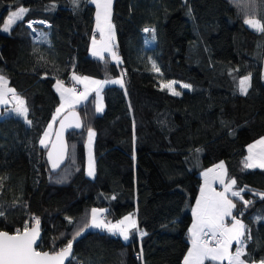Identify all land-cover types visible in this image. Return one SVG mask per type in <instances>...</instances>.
I'll list each match as a JSON object with an SVG mask.
<instances>
[{"label": "trees", "instance_id": "16d2710c", "mask_svg": "<svg viewBox=\"0 0 264 264\" xmlns=\"http://www.w3.org/2000/svg\"><path fill=\"white\" fill-rule=\"evenodd\" d=\"M18 8L9 32L0 30V75L26 115L0 106V230L41 222L37 249L72 247L66 264H182L201 172L222 162L241 191L231 198L249 234L242 258L264 261V168L245 163L247 144L264 136V0H113L120 63L89 52V0H0V27ZM30 17L48 26L34 36ZM249 17L262 28L248 27ZM72 71L121 83L104 86L101 114L92 96L74 107L81 127L67 133L66 159L53 170L39 137L59 103L54 81ZM169 79L190 88L173 94L160 85ZM89 127L92 177L84 171ZM91 207L107 220L132 213L127 239L104 228L80 234Z\"/></svg>", "mask_w": 264, "mask_h": 264}, {"label": "crops", "instance_id": "0c3cea01", "mask_svg": "<svg viewBox=\"0 0 264 264\" xmlns=\"http://www.w3.org/2000/svg\"><path fill=\"white\" fill-rule=\"evenodd\" d=\"M92 2L94 5L93 31L97 36L92 37L89 52L94 57H99L103 52L102 56L108 54L113 61L120 63L121 60L115 48V31L111 23L113 0H92ZM95 44H97L96 49H94ZM15 100L23 103L15 90L1 79L0 106L4 104L14 106ZM249 153L252 154L251 161ZM245 163L248 167L264 168V136L247 144ZM239 192L233 179L227 177L222 162L211 165L201 172V184L191 208L189 246L182 264H203L206 259L227 264H246L242 258L246 245L245 225L234 222V217L230 218L234 208L231 197L238 196ZM129 214L135 221L134 215ZM204 226H207L211 233H220L222 240L219 244L205 247L199 243L198 238ZM256 264H264V261L256 262Z\"/></svg>", "mask_w": 264, "mask_h": 264}, {"label": "rangeland", "instance_id": "374dc122", "mask_svg": "<svg viewBox=\"0 0 264 264\" xmlns=\"http://www.w3.org/2000/svg\"><path fill=\"white\" fill-rule=\"evenodd\" d=\"M89 1L92 2V0ZM21 14H22L21 8L10 10L5 16V19L0 27L1 32L3 33L9 32L11 25L21 16ZM245 24L254 30H260L262 28L261 20L255 17L246 18ZM96 45L97 44H95L94 49H96ZM102 53L99 55V57L96 58L102 57ZM262 77L264 81V63H263ZM1 79L5 83L6 81L5 78L0 75V81ZM120 80L121 79L118 75L108 76L105 78H98L87 74H81L75 71H72L70 73L68 81H64L60 79L55 80L53 83V87L59 96V103L55 107L51 119L48 121L43 132L39 137V144L41 146H47L52 137L56 122L60 117V115L69 108H74L76 106L81 105L90 96L93 97L95 113L101 114L104 110V105H105L103 99V93H102L104 86L120 83ZM248 83H249V75L243 76L240 85L241 91L246 90ZM160 85L167 87L168 90L173 94H178L180 93L181 90L190 88V85L188 83L178 81L175 79L160 81ZM15 101H16L14 104L15 109L22 117H25L26 108L24 104L23 103L21 104L19 100H15ZM94 135H95V131L92 127L86 129V136L84 140V171L86 176L88 177H92L94 174V150H93ZM251 155L252 154L249 153L250 161L252 160ZM238 198H241V191L238 193ZM103 212H104L103 207H91L89 211L88 222L86 226L80 231V234H83L88 230L105 228L107 231L117 232L123 239H127L130 228H132L135 225L133 216L131 214H126L116 220H107L104 218ZM233 215L230 216V218L233 217ZM234 222L239 224L241 222L244 224L243 220L240 219L239 217H235ZM252 264H256V263H252Z\"/></svg>", "mask_w": 264, "mask_h": 264}, {"label": "water", "instance_id": "95a60500", "mask_svg": "<svg viewBox=\"0 0 264 264\" xmlns=\"http://www.w3.org/2000/svg\"><path fill=\"white\" fill-rule=\"evenodd\" d=\"M80 127V114L75 108L67 109L58 118L46 151L53 170L59 168L66 159L67 133ZM41 227V222L37 221L16 232L0 230V264H66L72 257V247L54 252L37 249Z\"/></svg>", "mask_w": 264, "mask_h": 264}, {"label": "built area", "instance_id": "2783aa9c", "mask_svg": "<svg viewBox=\"0 0 264 264\" xmlns=\"http://www.w3.org/2000/svg\"><path fill=\"white\" fill-rule=\"evenodd\" d=\"M26 26L30 29L31 33L36 36L38 34V28L37 26H48V21L44 18L40 17H30L25 21ZM97 36L96 32L93 31L92 37ZM242 213L241 210H239L237 213L233 215V217H239ZM27 228V227H25ZM24 229V228H23ZM246 238L249 237V234L245 233ZM222 240V237L219 232L211 233L207 226H204L202 231L200 232L198 241L201 245L205 247H211L219 244Z\"/></svg>", "mask_w": 264, "mask_h": 264}]
</instances>
